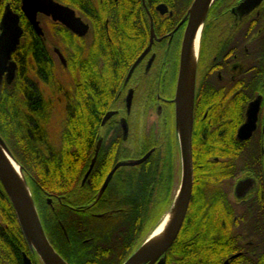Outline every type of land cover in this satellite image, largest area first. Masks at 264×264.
<instances>
[{"label":"trees","instance_id":"1","mask_svg":"<svg viewBox=\"0 0 264 264\" xmlns=\"http://www.w3.org/2000/svg\"><path fill=\"white\" fill-rule=\"evenodd\" d=\"M6 3L21 13L20 0H0V15ZM128 10L127 6L125 20L119 24L127 35L136 30ZM21 25L24 33L12 53L17 63L15 78L0 85V136L22 166L43 230L64 260L68 264H122L172 204L171 155H178L176 137H165L167 151L163 150L165 141L156 142L158 148L145 161L117 170L99 197L97 193L112 164L133 156L126 142L107 147L103 144L97 154L95 151L96 139L103 128L101 115L112 106L123 73L119 68V43L106 45L107 50L105 47L100 55L103 63L95 58L90 61L86 53L68 59L67 70L76 76L67 83L56 77L54 66L48 58L43 59L39 49L36 54L26 53L24 34L28 36L29 30L22 16ZM110 32L114 36L113 29ZM90 62L105 67L91 74L87 70ZM43 86L55 89L62 99L58 97L60 104L65 106L58 140H53L47 130L48 104L38 99L43 96ZM231 133L206 134L193 140L194 160L199 155L203 159L223 155L227 162L218 164L219 168H207L203 179L196 177L202 181L201 186L208 181L206 185L218 184V188L209 189L211 197L197 199V192L194 193L177 237L163 254L165 264H221L231 254L230 227L243 222L244 217L236 216L235 206L225 193L236 171L235 164L238 163L237 169H244L251 144L234 141ZM152 145V139L141 143L137 151L134 149L137 157ZM94 157L93 169L82 183L83 173ZM22 253L27 254L32 264H42L30 250L0 183V264H24Z\"/></svg>","mask_w":264,"mask_h":264},{"label":"flooded vegetation","instance_id":"2","mask_svg":"<svg viewBox=\"0 0 264 264\" xmlns=\"http://www.w3.org/2000/svg\"><path fill=\"white\" fill-rule=\"evenodd\" d=\"M53 1L70 8L74 16L86 25V32L83 35L71 31L62 22L53 20L51 16L43 13L37 14L42 30V34H39L21 8L19 13L8 3L3 5L0 19L7 5L19 15V24L22 28L20 43L24 33L21 25L22 16L29 30L26 33L28 36L24 34V50L30 55L31 52L36 54L39 49L43 59L48 58L54 66V71L56 58L62 67H66L68 59L71 60L72 56L82 53H86L92 62L95 58L103 63L104 59L100 55L106 45L119 43V68L123 73L118 89L115 90L112 106L101 115L102 120L107 112H112L108 120L102 124L103 134L96 139L97 152L103 144L107 147L108 144L128 142L127 119L132 116L143 119L144 112L145 114L148 112L147 118L155 114L162 121L158 129L157 121L152 120L153 130L157 131L153 132L151 139L154 145L150 146L148 151L152 154L158 148L157 144L162 137L168 146L165 137L171 139L172 135L176 137L174 97L180 50L188 12L194 0ZM127 6L129 17L134 18L136 29L129 35L119 25L125 20ZM142 23H145V30H142ZM112 29L114 36L110 32ZM116 29L118 33L114 32ZM11 60L15 62L16 69L8 83L13 81L17 72V63L12 54ZM104 67L90 62L87 70L92 74L96 69L102 70ZM27 72L29 75V70ZM4 81L5 73L2 75L0 85ZM35 83L39 86L38 80H35ZM38 99L42 104L49 103L43 96ZM254 100H258L255 128L248 138L239 139L238 130L245 123L249 105ZM48 113L50 114V111ZM117 117L118 119H115ZM112 119L114 121L111 123ZM122 121L127 125L125 135ZM228 131L233 132L230 135L234 141L251 144L249 158L243 165L244 169H237L236 161V171L229 181L228 192L225 193L235 206L236 216L244 217V220L231 225L232 252L221 264L225 260H228V264H264V0H213L208 8L195 73L191 135L193 178L188 208L194 193L197 192L199 197L197 199L211 197L213 194L209 189L218 188V184L206 185L208 181H204L201 186L202 181H197L196 177L199 175L203 179L208 172L207 168H219L218 164L227 162V158H223L226 156L223 155L210 156L208 159H203L199 155L194 160L193 140H197L198 136L201 138L206 134L217 136ZM147 139L149 137L142 138L138 146ZM201 143L203 144V141ZM142 156L132 159H139ZM119 161L112 164L106 176ZM123 167L131 166H121L117 170ZM198 186L200 189L196 191ZM99 191L97 194L100 197L103 193L99 195ZM221 194L224 195L222 192ZM59 203L61 206L64 204L62 201Z\"/></svg>","mask_w":264,"mask_h":264},{"label":"water","instance_id":"3","mask_svg":"<svg viewBox=\"0 0 264 264\" xmlns=\"http://www.w3.org/2000/svg\"><path fill=\"white\" fill-rule=\"evenodd\" d=\"M197 0L192 3L187 18V24L185 32L182 39L181 50H180V60H179V70L176 83L174 105H175V125H176V139L179 146V154L181 161V180L179 184V205L173 221V224L168 232L166 239L164 240L161 247L150 253H140V248L144 244L145 240L150 236L152 231L159 225L163 217L168 213L174 204L175 197L172 201L170 208L164 213L158 224L152 229L148 236L143 240V242L134 250V252L122 263V264H165L163 259V254L168 250L170 245L173 243L177 237L179 230L181 228L182 222L184 220L192 189V112L194 103V87L192 89V102L187 112V109L180 103V93L181 85L184 77V72L186 68V62L188 57V51L190 42L194 33V29L197 23L198 15L203 7V3L197 9L194 7ZM213 0L211 1V3ZM209 4V7L211 5ZM21 11L25 17L32 24L37 33L42 34V30L39 26L37 20V14L43 13L51 16L53 20L62 22L71 31L83 35L86 32V25L74 16L73 11L70 8L62 6L53 0H21ZM22 34V28L19 24V15L7 5L5 6L4 12L0 19V83L2 75L5 73L6 81L10 82L14 76L16 69V64L11 60V54L16 50L19 40ZM59 57L62 59V55L59 53ZM195 85V84H194ZM258 107V100H254L248 108L247 118L245 123L238 130V138L246 139L248 138L255 128L256 113ZM112 115V112H107L102 119V124ZM122 130L124 135L127 132V125L125 121H122ZM0 142L2 143L5 151L8 153L9 157L16 161L14 156L9 151L8 147L4 143L0 136ZM97 154V148H96ZM151 151H148L144 156L139 159H131L117 162L113 168L109 171L103 184L100 188L99 195L103 193L106 189L110 179L112 178L114 172L117 168L121 166H134L145 161ZM95 157L91 160V163L82 179V183L88 177ZM17 162V161H16ZM18 163V162H17ZM22 171V166L18 163ZM23 173V171H22ZM24 176V174H23ZM25 179V177H24ZM26 182V179H25ZM0 183L7 194L9 201L15 211V215L21 231L29 245L31 251L35 252L42 264H68L59 253L50 244L42 224L36 206L33 202L34 208L24 201L20 191L10 172L7 169L6 162L0 152ZM27 184V182H26ZM28 190L30 192L29 186L27 184ZM31 198L32 194L30 192ZM33 201V199H32ZM50 203V199H48ZM33 244H32V242ZM24 264H32L31 259L25 254H22ZM223 264H228V260H225Z\"/></svg>","mask_w":264,"mask_h":264},{"label":"bare ground","instance_id":"4","mask_svg":"<svg viewBox=\"0 0 264 264\" xmlns=\"http://www.w3.org/2000/svg\"><path fill=\"white\" fill-rule=\"evenodd\" d=\"M211 1L212 0H197L194 6L197 9L203 3V7L198 15L197 23L194 29L191 42H190L188 57H187V62H186V68H185L184 77H183V81L181 85L180 103L184 107V109H187L186 110L187 112L189 111V108L192 102V89L195 84V73H196V66H197V60H198V54H199L201 33H202L203 25L205 22L206 14L209 8V4L211 3ZM0 152L3 155V158L6 162L7 169L10 172L12 179L16 183L18 190L20 191L22 195V198L33 209L34 208L33 201H32L30 192L28 190L27 184L25 182L23 173L20 169V166L15 160L9 157L8 153L5 151L1 142H0ZM179 192H180L179 189L175 192L176 193L174 194L175 201L172 206V209L168 213H166V215L163 217L159 225L152 231L150 236L145 240L144 244L139 250L140 253H146L150 255V253L158 250L163 244L173 224V221H174L177 209H178L179 195H180ZM34 213H35V208H34Z\"/></svg>","mask_w":264,"mask_h":264},{"label":"rangeland","instance_id":"5","mask_svg":"<svg viewBox=\"0 0 264 264\" xmlns=\"http://www.w3.org/2000/svg\"><path fill=\"white\" fill-rule=\"evenodd\" d=\"M56 60H57L56 66H55L56 67V69H55L56 77L62 82H67V83L73 82L75 79L76 73H73V72L69 73V71L66 69L67 66L62 67L59 60L57 58H56ZM41 90L43 91V97L46 98L45 100L49 102L48 107L50 108V119H49V124H48L47 130H48V132H49V134L53 140L55 138H57L56 140H58L60 130H61L60 126H61L62 120L64 119V116H65V111L63 110V108H65V106H62L60 104L62 99L60 98L59 95L56 94L55 89L43 86L41 88ZM58 97L60 98L61 101L58 99ZM153 112H154V110H153ZM147 113L145 114V112H144L143 119H139L138 117H133V116L127 119L128 123H129V135L127 134L128 142H126L125 144L127 147H129V149H131L130 151L133 152V154H132L133 156L131 157V159L137 158V156H138L137 152L135 153V150L136 151L138 150V142L142 138H145V137H149V139H151V137L154 135L153 132L157 131V130H153L154 125L152 123V120L157 121L158 129H160L159 125L161 124L162 121L157 116H155V114H153V116L151 118H147L146 117ZM115 119H118V117ZM113 121H114V119L111 120V123ZM102 134H103V131H101L100 135H102ZM163 139H164V137L161 138L160 143L162 141H164ZM176 141H177V139H176ZM177 144H178V142H177ZM163 150H166V151L168 150L167 143H166V145L163 144ZM171 159H172V164H173L172 170L174 171V173H173L174 174V181L173 182H174V188H175L174 193H175L179 188L178 184H180V180H181V161H180V154H179V146H178V155L176 156L172 153ZM24 177H25V175H24ZM25 179H26V177H25ZM26 182H27V180H26ZM27 184H28V182H27ZM29 189H30V187H29ZM30 192H31V189H30ZM32 199H33V197H32ZM36 210H37V208H36ZM33 260H35V262L37 261L36 256H35V258H33Z\"/></svg>","mask_w":264,"mask_h":264}]
</instances>
